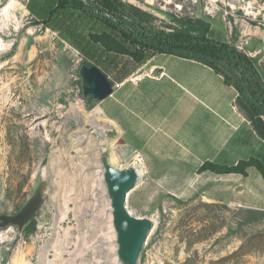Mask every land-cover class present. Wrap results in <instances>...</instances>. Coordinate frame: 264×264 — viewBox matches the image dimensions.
Here are the masks:
<instances>
[{
    "label": "rangeland",
    "instance_id": "374dc122",
    "mask_svg": "<svg viewBox=\"0 0 264 264\" xmlns=\"http://www.w3.org/2000/svg\"><path fill=\"white\" fill-rule=\"evenodd\" d=\"M7 1L0 0V264H122L104 156L117 168L142 165L127 197L133 215L154 221L139 264H264L263 176L254 166L243 175L206 164L253 156L264 163V141L242 129L228 150L216 148L221 119L149 68L188 58L149 52L137 62L94 41L103 32L126 39L87 11L51 16L56 0ZM119 1L167 33L181 28L179 19L209 20V36L248 54L264 78V53H249L243 31L264 28V0ZM84 64L109 77L112 95H84ZM216 73L205 95L231 99L235 90Z\"/></svg>",
    "mask_w": 264,
    "mask_h": 264
},
{
    "label": "trees",
    "instance_id": "16d2710c",
    "mask_svg": "<svg viewBox=\"0 0 264 264\" xmlns=\"http://www.w3.org/2000/svg\"><path fill=\"white\" fill-rule=\"evenodd\" d=\"M50 15L66 8L80 9L95 15L125 39L122 42L109 32L94 36V41L108 51L130 55L143 62L149 52L166 53L194 59L212 67L224 77L226 84L237 90L236 105L252 123L256 134L264 140V79L254 60L229 42L218 41L209 36L211 22L205 18L177 20L181 28L175 33L156 30L143 24L139 12L129 11L119 0H97L98 4L86 5L82 0H56ZM97 11H108L115 19L103 17ZM128 25L130 28H124ZM129 42L135 49L127 46ZM140 48H139V47ZM208 168L218 173H241L256 167L264 178V163L260 158L241 159L232 165L207 161Z\"/></svg>",
    "mask_w": 264,
    "mask_h": 264
},
{
    "label": "water",
    "instance_id": "95a60500",
    "mask_svg": "<svg viewBox=\"0 0 264 264\" xmlns=\"http://www.w3.org/2000/svg\"><path fill=\"white\" fill-rule=\"evenodd\" d=\"M249 2L251 0H244ZM80 74L84 95L92 94L97 101H103L114 92V84L96 65L84 64ZM105 182L111 199L113 225L117 231L118 257L122 264H139L148 237L154 228L149 217H138L127 207V197L138 184L140 175L133 166L114 167L110 157H103ZM38 207H34L35 211Z\"/></svg>",
    "mask_w": 264,
    "mask_h": 264
},
{
    "label": "crops",
    "instance_id": "0c3cea01",
    "mask_svg": "<svg viewBox=\"0 0 264 264\" xmlns=\"http://www.w3.org/2000/svg\"><path fill=\"white\" fill-rule=\"evenodd\" d=\"M28 2H30V0H28ZM28 2L26 3V6L30 11ZM56 4L57 1L55 3V6ZM243 28V31L247 33L248 37L247 50L249 51V53H252L253 56L259 55L261 52L264 53V28L253 24L245 25ZM149 68L150 70L162 69V75L159 77V79L157 78V76H155L152 77V79L155 78L153 80L158 79L157 81H162L163 79H167L171 81L172 84H175L177 87H179V89L185 91L187 96L199 99L205 107L215 112L216 117L221 119L220 127L218 128V133L216 135V137L218 138V145L216 146V148H221L225 151L228 150L227 148L229 147V142H231L236 137L238 132L242 129H248V131L252 129L253 133L256 134L251 123L245 118V116L241 113L238 106L236 105V98L238 95L237 90L233 86L226 84V82L224 81V77L216 73V71L207 64L200 61L188 59L175 62L166 61L163 64L152 63L150 64ZM213 73H216L214 75H217V77H219V79H221L225 85L235 90V95L231 99L228 98L220 100L218 96H216L215 94H211V92L209 95H205V92L208 90L206 78L216 79V77L212 75ZM221 108L224 112L221 110ZM155 117L159 118L156 115ZM141 120L144 121L145 119L143 118ZM160 127L161 126L159 125L157 128L161 129L162 127ZM169 137V139H172L170 135ZM237 139H239V136ZM238 161L239 160L236 159L232 164H235Z\"/></svg>",
    "mask_w": 264,
    "mask_h": 264
},
{
    "label": "bare ground",
    "instance_id": "6f19581e",
    "mask_svg": "<svg viewBox=\"0 0 264 264\" xmlns=\"http://www.w3.org/2000/svg\"><path fill=\"white\" fill-rule=\"evenodd\" d=\"M234 2H236L234 0ZM132 166L136 168L138 174L141 176L143 174V169H142V165L139 162H134L132 163ZM104 173H105V168H104ZM105 177V176H104ZM114 226V225H113ZM117 232V231H116Z\"/></svg>",
    "mask_w": 264,
    "mask_h": 264
},
{
    "label": "built area",
    "instance_id": "2783aa9c",
    "mask_svg": "<svg viewBox=\"0 0 264 264\" xmlns=\"http://www.w3.org/2000/svg\"><path fill=\"white\" fill-rule=\"evenodd\" d=\"M186 1L189 2L190 4H198L200 0H186ZM238 1H242V0H236V2H238ZM209 13L211 14L212 12L209 11Z\"/></svg>",
    "mask_w": 264,
    "mask_h": 264
}]
</instances>
